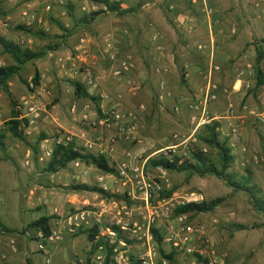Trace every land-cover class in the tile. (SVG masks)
I'll return each mask as SVG.
<instances>
[{"label": "rangeland", "instance_id": "374dc122", "mask_svg": "<svg viewBox=\"0 0 264 264\" xmlns=\"http://www.w3.org/2000/svg\"><path fill=\"white\" fill-rule=\"evenodd\" d=\"M28 1L17 0V5L21 6ZM47 1H35V7L39 10V13ZM111 1L119 2L120 7H123L122 2L127 3L129 5L127 8H135L136 5L146 2V0ZM209 1L213 3L214 0ZM53 2L55 7H51L50 11L41 14V23L35 21L26 24L22 21L20 15L18 20H12L7 25L5 35H3L7 41L18 45L22 49L43 51L41 56L23 63L17 73L5 81L6 86L0 84V134L2 135L0 136V142H2V145L0 144V231H4L6 228L2 225L3 223L13 231L12 234L14 235L21 232L26 223L45 214L44 210L23 208L24 206H30L31 208L42 206L39 200L42 191L50 192L49 200L51 202L49 200L48 202L53 209L52 217L54 218L60 217L57 212L64 211L69 216L78 210H85L78 209L83 208L84 204L93 207L95 206L94 203L101 206L100 199L105 196L100 193L85 191L75 193L71 191V187L81 182H86L90 186L101 187L100 183L94 178L96 173L94 171L95 164L81 160L91 166L88 178L84 181L80 178L71 180L70 172L74 168L72 161L56 171L49 170L50 158L45 156V151L49 147H40L38 143L39 139L46 134L50 138H54L57 130L63 129L77 135L86 134L84 139L76 138L75 141L82 152L102 154L99 151L101 149L97 146L99 143L105 142L106 137L103 135L101 140H97L93 131L89 129L91 119L87 117L80 118L79 112L76 114L77 117L73 118L75 115L71 116L69 112V105L74 99L80 98L87 103L92 101L93 105L90 106L96 113L97 102L89 98L74 96L72 84L74 79L66 70L69 65H74L72 61L74 52L71 45L73 40L84 37L95 39L98 42L103 40L104 42V34L111 25V15L117 16L118 14L106 9L104 4L90 0H63L57 2V4L55 3L56 0H51V3ZM3 10L0 11V20L3 19L1 17H5L7 14H13L10 10ZM53 12L55 14L59 12V15H55ZM56 24L61 27V30L55 28ZM57 57L58 62H60V69H51L50 61L54 58L57 59ZM101 58L105 60L102 56ZM10 64H16L12 54L0 45V66ZM135 66L131 78L132 82H135L133 85L138 87L139 65L135 63ZM104 68L105 63L99 62L98 69L104 72ZM45 70L48 71L47 74L49 75L46 84ZM35 71L39 76L37 85H34L33 82ZM61 71L63 75H61ZM108 77V79L107 77H97V82L100 80L103 87L106 85L111 86V82L115 80L111 76ZM30 83L33 84V87H30ZM120 83L122 84L121 81ZM141 94L144 96V93ZM11 98L17 103L16 109L20 112L18 120L27 118L23 116L26 114V109L22 104L24 99L40 104L38 115L34 117L40 119V122L44 125L35 124L34 127H31L28 138L23 135L26 131V125H23L22 120L21 128L23 131L21 137H16L9 131V122L12 119ZM153 101L151 96V103ZM231 102L234 106L235 99L233 98ZM169 108L170 110H151L147 108L143 112H138L137 115L140 117L135 122L137 137L150 138L155 142L152 141L153 144H151L152 142H144L135 147L134 145L138 141H136L137 138H134L135 140L130 139V143L126 146V149L135 154V161L141 163L145 160L144 171L148 178L161 184L160 191L153 193L150 200L159 212L157 218L159 226H168L170 221L173 223L176 215H178L175 213L178 207L176 198H181L190 193H198L201 195L202 201H211L216 198H221V201L211 211L184 213V222L182 224L177 222L176 226L179 233H181L180 227L183 224L199 223L205 228L200 238L192 235L189 244L195 248L193 254H184L172 247L171 242H169L170 246L167 251L162 250L164 255L170 254L172 256L168 258L160 253L157 243L154 242L158 254L157 258H167L168 264H190L189 259H183L184 255L191 257L195 264H218V262H223V264H264V211L255 207L253 204L254 198L252 197L254 195L264 199V139L258 137V152L251 151L252 153L245 152V154L237 155L235 151L233 152V150H236V146L231 145L234 141L233 139L230 140L233 138L232 131L229 130V127L221 128L219 125L217 138L220 142L224 141L229 149L228 154L231 156V160L225 165V174L229 176V180L228 177L211 173L198 174L192 171L167 170L160 166H153L149 159L159 157L171 159L176 156L180 161L195 162L191 155L193 150L202 151L205 157L218 169L223 166V160L217 147L208 145L200 139V135L204 133V125L211 123V121L201 125L192 137H188L190 132L193 131L188 117H184L185 112H181V110L179 112L176 109H173V112L171 107ZM233 111V109L228 110V113L235 114L236 112ZM48 112L51 114L50 121L45 125V115ZM100 116H103L102 112ZM107 116L109 117V114ZM173 134H175V137ZM159 137L169 139L160 143L157 139ZM87 139L91 145H89ZM50 142L53 148L54 140L48 141V143ZM26 147L30 150L29 163L23 166L22 161L25 158ZM159 148L162 149L157 150ZM110 162L115 168V172L113 176L107 178L106 184L108 187L110 186L107 191L112 192L109 196L113 199L121 198L127 203L130 210L137 208L142 204L141 200L132 198L128 194L131 188L122 186L114 179L117 162L111 159ZM135 195L139 196L138 190ZM24 196L29 197L30 202H32L30 205L28 201H22L25 198ZM86 199L92 205L84 202ZM43 206H46V203H43ZM57 207L60 211H54V208ZM124 221L129 220L124 218ZM153 229L156 230L155 233ZM151 231L154 240L157 242L159 234L156 222L151 226ZM84 243L85 241L82 239L77 250L74 247L63 251L62 255L57 252L48 255L47 253H41L37 255V258L40 264H46V256L50 259L49 264H66L68 260L76 255L79 256L78 253L84 247ZM31 245L36 247L37 242L33 240ZM33 253H39V250L36 249ZM11 254V256L6 255L2 258L0 264L4 262L35 264L31 258H24L19 249Z\"/></svg>", "mask_w": 264, "mask_h": 264}, {"label": "crops", "instance_id": "0c3cea01", "mask_svg": "<svg viewBox=\"0 0 264 264\" xmlns=\"http://www.w3.org/2000/svg\"><path fill=\"white\" fill-rule=\"evenodd\" d=\"M35 1L29 0L18 6L17 0H0V11L4 9L10 10L13 14L17 12L14 15L7 14L5 17H1L3 19L0 20V36L4 38L7 25L12 20H18L24 10L36 9ZM59 1L63 0H56L55 3L57 4ZM212 2L209 0H155L149 6L139 4L135 8H127L129 5L122 2L123 7L121 8H127L129 11L122 15H111V25L104 34V42L103 40L98 42L95 39L84 37L73 40L71 45L74 52L72 57L74 65H69L66 72L71 74L73 81L81 83L90 95L97 98V106L103 116L98 115L91 108L92 101L87 103L80 98L72 100L69 105V112L71 116L75 115L73 118L77 117L78 112L80 118H90L89 129L93 131L97 140H101L103 135L106 137L105 142L99 143L97 146L101 149L99 150L101 153L112 138L116 147L114 160L118 163L123 158L125 151L129 150L126 149V146L130 143V139L135 140L134 138H137L138 143L134 145L135 147L144 142H155L150 138L142 139L140 135L141 139L138 138L136 129L133 133L127 134V131L122 129L121 124L115 123L112 119V111L120 110L125 115L123 116L124 120L131 119L135 127V122L140 117L137 115L138 112H143L147 108L170 110L169 107H171L172 111L173 109L179 112L180 110L181 112L184 111V117H188L190 120L191 115L201 112L203 93L208 85L211 86V92L215 94V97L210 99L205 107L209 120L217 121L221 128L229 127V130L238 131L239 137L230 139L234 140L231 145L236 146V150L233 152L242 155L245 152L259 151L258 137L264 139V125L256 118L258 115L264 114V0H214ZM49 4L50 9L47 10L46 6ZM53 4L54 2L51 3V0L45 2L40 14L50 11L51 7H55ZM55 15H59V12ZM55 28L61 30L57 24ZM80 39H83V42ZM125 57H129L131 66L124 71L120 68V61ZM99 62L105 63V74L99 70L100 68L98 69ZM135 63L139 65L138 87L133 85L135 82H132L131 78L136 67ZM50 65L51 69H60L58 57L51 60ZM210 66H213V69L209 75ZM258 68L260 70L259 77L262 81L257 84ZM47 72L45 70V84L49 77ZM61 75H63L62 71ZM108 76L115 80L111 82V86L103 87L100 80L97 82V77H107L108 79ZM87 80H91V83H87ZM141 93H144L145 97ZM151 96L154 100L153 103H151ZM233 98L235 99L234 106L231 102ZM232 109L233 112H236L235 114L228 113V110ZM50 116L49 112L45 115V125L50 121ZM26 117L28 122L23 135L28 138L31 127H34L35 124H44L33 114ZM195 131L190 132L188 137H192ZM83 134L86 136L85 133ZM0 136L2 135L0 134ZM157 139L162 143L163 140L169 138L159 137ZM39 140L38 145L40 147H52L51 142L48 143V141H52L53 137L50 138L46 134ZM87 141L91 145L88 139ZM27 148L25 158L22 161L23 166L29 163L30 150ZM160 149L162 148L157 150ZM81 163L84 162L81 161ZM73 167L70 172L71 180L79 178L83 181L87 180L89 174L80 176L82 166L75 167L73 165ZM94 171L96 172L95 176L101 173V169L97 166ZM78 184H86L89 188L96 187L107 192V195H102L103 198L100 199L101 206L94 203L95 206L93 207L84 204L83 208L78 209L101 213L102 218L107 221L112 217L123 221L124 218L129 219V221L137 220L139 224L142 222L141 218H135L136 214L127 219L124 214V208L129 210L127 203L121 198L113 199L109 196L112 192L107 191V189L90 186L86 182ZM74 186L71 187V191L75 193L78 191L100 193L92 189H75ZM49 193L42 191L39 198L42 206L32 208L24 206L23 208L44 210L45 214L43 215L49 216L51 232L58 234V237L51 240L47 239V237H43L41 230L29 225L30 222L43 215L26 223L27 225L25 224L21 232H17L16 235L12 234L13 231L1 222L6 228L4 231H0V254L12 255L9 246L12 240L17 249L23 253L24 258H31L35 264H40L37 255L41 253L48 255L56 252L62 255L63 251L74 247L77 250L80 241L83 239L85 243L78 253L79 256L76 255L66 264H91V257L100 253L97 250V245L101 243L105 248L101 252L104 256L103 264L106 258L109 259L108 264H117L112 247L119 244L120 233H118V238H114L115 242L111 244L110 238L103 235L106 233L104 228L108 223L95 225L98 227V232L94 234L92 239L88 235L94 226L92 228L78 226L72 229L67 224L66 218L68 216L64 211L57 212L60 217H52L53 209L49 204L51 202ZM22 201H28L29 205L32 203L29 197L23 198ZM84 202L92 205L89 204L88 199ZM43 203H46V206H43ZM70 203L73 202L70 201ZM55 210L60 211L58 207L54 208ZM156 227L159 237L157 242L154 241L158 247L160 246L162 250L167 251L170 246L166 240V234H169L168 226L161 227L159 221L156 220ZM112 228L118 229L117 226H112ZM102 239L104 242L98 243ZM33 240L37 244L39 242L44 243L45 252L33 253L37 249V245L36 247L31 245ZM124 240L126 245L121 248L132 259L144 251L143 247L128 236H125ZM183 259H189L190 264H195V261L188 255H184ZM49 262L50 259L46 256L45 263L49 264Z\"/></svg>", "mask_w": 264, "mask_h": 264}, {"label": "built area", "instance_id": "2783aa9c", "mask_svg": "<svg viewBox=\"0 0 264 264\" xmlns=\"http://www.w3.org/2000/svg\"><path fill=\"white\" fill-rule=\"evenodd\" d=\"M155 0L146 1L144 3L145 6H149ZM46 9H50V4L46 6ZM22 21L26 24H31L33 22H42V16L36 9L24 10L21 13ZM83 42V39H80ZM131 66L129 57H125V59L120 61L121 70H128ZM213 66L208 69V74H211ZM87 83H91V80H87ZM30 87H33V84L30 83ZM211 87V86H210ZM206 87V91L203 93V104L201 106V112L196 115L190 116V123L192 124V131L197 130L201 125L210 122L207 109L205 108L207 102L210 99L215 97V94L211 92V88ZM23 106L26 109V114L23 116H27L29 114H33V116L38 115V110L40 109V104L35 101L24 99L22 102ZM124 114L121 113L120 110H115L111 112V117L115 121V123H120L122 129L127 131V134L133 133L136 129L135 124L132 123L131 119L124 120ZM128 117V116H127ZM257 120L264 125V114L258 115ZM233 138L239 137L237 130H231ZM175 137V134H173ZM76 138L84 139V134H74L63 129H58L56 135L54 136V146L56 145H71L74 150H80V148L76 144ZM115 141L111 138L110 143L107 145L106 149L102 152L105 158H107L110 162L114 160V154L116 153ZM53 148L50 147L45 151V156H51ZM257 159L256 156H254ZM115 161V160H114ZM73 165L75 167L82 166L80 170V176H87L90 173L91 166L86 163H81V160H73ZM111 163V162H110ZM145 160L141 163L135 161V154L131 151H125L123 158L116 163V174L115 180L118 181L122 186H129L131 189L128 191V194L132 196L134 199L141 200L142 204L137 206V208H133L127 210L124 208V214L129 217L135 215V218H141L142 222L139 224L137 220L123 221L117 218H110L108 221L102 218L101 213L91 212L89 210H78L72 214H70L66 220L67 224L74 229V227L84 226L87 228H92L95 225H105L104 228L106 233L103 235L108 236L110 239V243L113 244L115 239L118 238V233H120V237L118 238L119 244L112 247V252L115 255L117 264H168L169 261L167 258L158 259L157 249L155 247V241L153 238V233L151 231V226L156 222L159 212L157 211V207L154 206L150 200L152 198L153 193H157L161 189V184L157 181H153L148 178L145 173ZM159 167V166H158ZM160 169V168H159ZM114 173H109L101 170L99 175L95 176V179L100 183L103 189H108L107 186V178L113 176ZM77 177V176H76ZM139 191V196H136V191ZM202 201V197L198 193H190L181 198H176V205L183 206L189 203H199ZM184 213L176 215L173 223L170 221L168 225L169 234L166 235V240L171 242L172 247L176 248V250L184 253V254H193L195 251L194 246L190 245L189 242L192 240V235L200 236L204 233L205 228L199 224H183L180 227L181 233H179L178 224H182L184 222ZM134 218V219H135ZM129 220V219H128ZM131 224V225H130ZM112 226H117L118 229L112 228ZM130 235V236H129ZM128 236V238L135 240L141 247L144 248V251L138 255L137 257H132L126 255L122 250V246L126 245L124 237ZM58 234L55 232H51V234L47 237V239L57 238ZM115 238V239H114ZM102 242L104 240L102 239ZM10 249L11 252H16L17 247L14 241H10ZM37 249L40 252H45V244L38 243ZM104 245L101 243L98 245L97 250L100 252L91 257V264H103L104 256L101 252L104 250ZM156 252V253H155ZM6 256L5 253H1L0 257L4 258ZM48 262V259L46 260ZM212 264V263H210ZM218 264H223V262H218Z\"/></svg>", "mask_w": 264, "mask_h": 264}, {"label": "trees", "instance_id": "16d2710c", "mask_svg": "<svg viewBox=\"0 0 264 264\" xmlns=\"http://www.w3.org/2000/svg\"><path fill=\"white\" fill-rule=\"evenodd\" d=\"M93 2H98L104 4L106 9L109 11L115 12L118 15H122L124 13H127L129 10L126 8H121L119 2H114L111 0H90ZM0 45H2L7 51H9L12 54L13 59L15 60L16 64H10V65H4L0 66V84L6 86L5 81L10 78L12 75L17 73L18 69H20L21 65L29 60H32L34 58H37L42 55L43 51H32L29 49H22L18 45L13 44L12 42L7 41L2 36H0ZM259 68L257 69V77H256V83H260L262 79L259 77ZM38 73L35 71L33 82L34 85H37L39 82ZM73 87H74V93L78 97H84L89 98L93 101H96L97 98L93 95H90L82 86L81 83L77 81H72ZM11 105H12V111L11 116L12 119L9 122V131L12 135L16 137H21L22 135V122L23 125H27V119L26 118H20L22 120H18L20 116V112L16 109L17 103L14 101V99L11 98ZM96 111L99 115H101V110L97 106ZM218 127L219 123L217 121H211V123L204 125V133L200 135V139L207 143L208 145H212L217 147L220 157L223 160V166L218 169L211 161H209L204 153L200 150H193L191 152V155L195 162H188L187 160L180 161L178 157L173 158H151L149 159V162L152 163L153 166H160L167 170H175V171H192L196 172L198 174L203 173H211L218 176H229L225 174V165L231 160V156L228 154L229 149L225 145L224 141L220 142L217 138L218 135ZM2 145V142H0ZM83 160L85 162H91L95 164L99 169L114 173L115 168L113 167L112 163L109 162L107 158L104 157L102 154H92V153H84L81 150H74L71 145H56L53 148V151L50 156V160L48 163L49 170L56 171L59 168H63L67 165L68 162L73 160ZM75 189H92L97 190L103 195H107V192L100 188H89L86 184H77L74 186ZM254 198L253 204L255 207L259 210L264 211V199L260 197H256L252 195ZM221 201V198H216L211 201H201L199 203H189L183 206H178L175 210L176 214L181 213H187V212H205V211H211L213 210L217 204ZM31 227L39 229L42 231L43 237H48L51 234V227L49 223V216H41L29 224ZM98 232V227L94 226L89 232V238L92 239L94 234ZM153 232L155 233L156 230L153 229ZM102 240H99L98 243H101ZM160 244V243H159ZM98 246V245H97ZM160 253L164 255L162 248L159 246ZM165 257L171 258L172 256L170 254H165ZM109 259L106 258L104 264H108ZM7 264V263H4ZM28 264V263H25Z\"/></svg>", "mask_w": 264, "mask_h": 264}]
</instances>
